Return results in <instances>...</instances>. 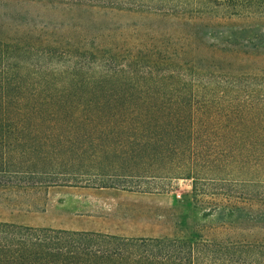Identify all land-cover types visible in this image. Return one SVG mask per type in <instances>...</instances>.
Instances as JSON below:
<instances>
[{
    "label": "trees",
    "instance_id": "obj_1",
    "mask_svg": "<svg viewBox=\"0 0 264 264\" xmlns=\"http://www.w3.org/2000/svg\"><path fill=\"white\" fill-rule=\"evenodd\" d=\"M127 2L132 4L120 6L121 11H142L180 23L187 19L197 26L195 34L216 41L210 42L213 55L206 62L225 60L226 68L214 62H210L211 68L198 67L193 60L176 65L167 56L157 62L166 64L161 69L156 63L140 62L143 71L136 78L134 71L122 69L128 63L112 70L103 59L94 75H90L92 85L88 88L79 86L67 73L71 75V88L30 92L35 98L46 93V97L58 100L54 103L24 99L11 103L8 91L0 90V133L23 131L19 124L25 116H63L70 120L66 127L58 132L38 133H55L62 140V147L66 145L64 137L72 135L76 148L75 163L60 162L39 172L14 170L2 161L0 188L13 187L2 179L28 173L43 176L45 188L137 192L163 190L166 179H190L197 205L204 204V197H212L208 196V185L214 182L225 186L229 183L234 188L255 186L262 192L224 194L222 201L231 220L197 226L192 237L125 236L0 221V264H264V232L261 236L250 232L257 226L252 222L257 220L256 201L264 204V104L260 108L248 102L246 106L250 108L241 118L234 114L243 106L233 110L225 105V101H231L227 91L239 83L245 82L247 87L264 83L263 75L256 74L257 68L248 72L242 64L236 71L231 67L236 58L249 61L256 57L264 61V0ZM178 38L181 51H174L173 55L190 54L191 44ZM123 79L131 80L124 90L102 84H119ZM222 112L227 116L218 118ZM218 124L219 128L232 130V134L212 138L204 133L218 128ZM237 129L248 134L239 137L238 132L234 133ZM90 145L95 146L91 160L77 164ZM22 187L25 188L15 185L16 189ZM230 197L234 202L227 205ZM244 202H248L249 209L241 205ZM245 210L249 211L246 222L242 216ZM260 217L262 222L264 214ZM245 227L248 232L244 234L239 228Z\"/></svg>",
    "mask_w": 264,
    "mask_h": 264
},
{
    "label": "rangeland",
    "instance_id": "obj_2",
    "mask_svg": "<svg viewBox=\"0 0 264 264\" xmlns=\"http://www.w3.org/2000/svg\"><path fill=\"white\" fill-rule=\"evenodd\" d=\"M135 1L146 3L145 0ZM127 3V0H0V90L8 91L9 102L24 99L54 103L58 100L46 97V93L35 98L30 96V92H46L61 86L71 88V75L79 82V86L88 88L92 85L90 75H94L103 59V63L108 64L112 70L121 69L118 68L120 65L128 63L122 69L134 71L136 78L142 75L140 62L151 65L156 63L161 69L166 64L157 62L167 56H171L176 65L193 60L198 67L211 68L213 64L210 62H214L226 68L225 60L223 63L213 59L206 62L213 55L210 52L213 47L209 46L214 39L195 34L197 26H193L187 19L180 23L142 11H121L120 6L132 4ZM172 23L173 28H170ZM179 36L191 44L190 54L173 55L174 51H181L178 48L181 45ZM206 38L210 41L206 42ZM242 60L236 58L235 62L231 61L233 71L238 70L239 64H242L243 70L251 72L257 68L259 71L256 74L264 77V61L256 57L249 61ZM129 83L131 80L123 79L119 84H102L106 88L124 90ZM227 96L231 101H225V105L229 108L235 110L243 106V110L234 114V117L241 118L250 108L247 104L253 102L260 108L263 106L264 83L247 87L245 82H241L237 88L228 90ZM41 115L23 117L19 124L23 129L21 132L0 133V165L3 161L14 170L39 172L60 165V162L75 163L76 148H73L72 135L64 137L66 145L62 147V140L55 133H38L51 130L58 132L70 120L52 114ZM224 116H227L225 112L218 114V118ZM219 127L218 124V128L214 127L204 133L215 138L233 132ZM237 132L239 137L248 134L234 130V133ZM94 150L95 146L90 145L86 153L77 159V164L91 160L90 155ZM26 174L18 178L2 179L1 182L13 187L0 188V221L52 228L80 221L100 231L102 229L115 234L192 237L197 226L217 225L222 219L231 220L228 207L222 201L224 194L233 196L240 192H262L261 188L255 186L238 185L234 188L229 183L225 186L214 182L208 185V196L212 197H204V204L197 205L193 200L190 179H166L163 190L137 192L91 187L45 188L47 183L43 176ZM16 184L25 188L16 189ZM33 186H43L44 189L35 190ZM230 198L227 205L234 202V198ZM257 202L254 209L257 220L252 221L257 226H253L250 232L261 236L264 220L261 222L260 214H264V204ZM241 205L244 208L249 206L248 202ZM208 212L211 214L206 216ZM248 214L249 211L245 210L242 215L245 222ZM239 230L244 234L248 232L247 227Z\"/></svg>",
    "mask_w": 264,
    "mask_h": 264
},
{
    "label": "crops",
    "instance_id": "obj_3",
    "mask_svg": "<svg viewBox=\"0 0 264 264\" xmlns=\"http://www.w3.org/2000/svg\"><path fill=\"white\" fill-rule=\"evenodd\" d=\"M81 223H85V222H74V221H71L69 223V225H62L60 228L62 227H65L63 229H68V230H78V231H95V232H101L99 228L95 227V226H89L88 223H85L84 225H82ZM25 225H28V224H25ZM30 226H33V225H30ZM38 227H42V226H38ZM43 227H46V226H43ZM104 233H110V232H105V231H102ZM111 234H115V233H111ZM116 235H124V234H116ZM125 236H136V235H125Z\"/></svg>",
    "mask_w": 264,
    "mask_h": 264
}]
</instances>
